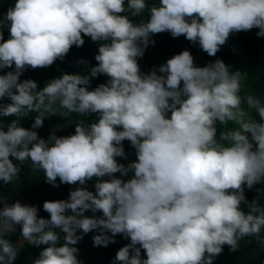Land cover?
Wrapping results in <instances>:
<instances>
[{
  "label": "clouds",
  "instance_id": "clouds-1",
  "mask_svg": "<svg viewBox=\"0 0 264 264\" xmlns=\"http://www.w3.org/2000/svg\"><path fill=\"white\" fill-rule=\"evenodd\" d=\"M145 9L146 20L129 18ZM3 19L0 68L12 70L0 74V97L10 101L0 103V116L15 118L0 127V181L16 179L25 160L53 185L57 177L96 180L94 191L77 186L67 199L44 200L48 218L35 204L4 203L0 264L17 255L5 235L17 224L28 244L45 245L32 264H83L75 245L90 230H98L94 246L117 233L129 239L111 264H212L223 245L234 250L245 236L264 248V204L248 203L243 191L264 181V100L241 96L244 73L220 58L196 66L182 49L147 72L137 63L157 32L183 34L209 56L230 32L256 27L264 37V0H14ZM82 33L99 42L88 73L65 72L39 89L18 79L25 66L46 67L82 45ZM97 74L108 78L89 89ZM89 112L97 119L79 120L72 134L45 139L35 131L49 113ZM26 113L36 114L29 128L19 123ZM125 139L135 149L127 165L116 159L125 158Z\"/></svg>",
  "mask_w": 264,
  "mask_h": 264
},
{
  "label": "trees",
  "instance_id": "trees-1",
  "mask_svg": "<svg viewBox=\"0 0 264 264\" xmlns=\"http://www.w3.org/2000/svg\"><path fill=\"white\" fill-rule=\"evenodd\" d=\"M14 3V0H0V41L9 37L8 21L4 20V13ZM125 14V13H121ZM147 9L140 15L129 16L133 22L147 19ZM258 28L253 27L249 30H240L230 32L225 42L219 47L216 53L209 56L206 51L202 50L197 42L189 41L180 34L176 37L170 35L168 31L154 33L150 36L153 41L144 49L143 55L137 58L139 69L147 72L154 67L164 63L167 58L173 54L180 52L182 49H188L193 57V64L203 66L217 58L229 66L230 71H240L244 73L241 81V96L250 93L259 96L264 100V37L256 35ZM83 43L80 46L72 45L63 58L55 59L52 64L46 67H30L25 66L20 73L18 79H33L36 81L37 89L41 88L48 80L58 77L62 73L79 72L81 74L88 73L89 68L96 64L94 55L98 51V41H93L89 36L83 35ZM12 70V66L0 68V74ZM105 74H97L95 77L89 76L90 83L87 85L89 89L97 84L107 80ZM10 102L7 97H0V103ZM243 106V105H242ZM54 107H58L55 106ZM58 111H64L59 109ZM35 113H26L19 119L20 126L29 128L32 125ZM254 119L259 120L255 110H251ZM15 117L0 116V127L5 128L7 123ZM97 114L89 112L87 114L68 113L61 116L59 113H49L42 118V124L35 129L38 137L47 139L50 133L57 136L69 135L74 133L75 125L79 120H83L85 124L94 122ZM220 124H217V132ZM233 126L230 122L222 125L221 131L226 127ZM125 158L116 157L118 161L127 165L128 162L135 158V149L127 139L122 141ZM13 163H18L14 158ZM119 176V173H114ZM131 173H128L123 179H127ZM101 179H107L102 177ZM96 177L86 180L84 185L78 182L72 184L61 183L59 177L56 178V184L46 182V177L42 170L32 167L31 162L25 160L19 163V170L16 179L11 182L0 181V207L4 203H12L19 200L23 204H35L38 216L48 218L49 214L43 210L42 204L44 200L67 199L70 189L77 186L86 187L88 190L94 191V183ZM244 195L248 203L256 199L258 203L264 204V181L254 184L251 188H243ZM242 210L247 211V206L241 202ZM86 215L100 216L101 212L91 213L86 210ZM98 234V230H90L83 234L75 245L78 248V259L83 264H111L115 256V252L129 239L122 234H115L113 241L107 245H93L92 236ZM6 238L12 242L17 248V255L12 264H32V261L38 255L41 248L45 245L28 244L20 237V228L13 232L6 233ZM62 238L58 243H62ZM138 246V245H137ZM141 257H145L143 249L140 251ZM264 261V248L256 241L253 236H245L238 242L236 249H230L227 244L222 246V251L218 253L212 261V264H261ZM117 264L119 262L117 261Z\"/></svg>",
  "mask_w": 264,
  "mask_h": 264
},
{
  "label": "rangeland",
  "instance_id": "rangeland-1",
  "mask_svg": "<svg viewBox=\"0 0 264 264\" xmlns=\"http://www.w3.org/2000/svg\"><path fill=\"white\" fill-rule=\"evenodd\" d=\"M23 204V203H22ZM18 227H20V225L19 224H17L16 226H15V229H17Z\"/></svg>",
  "mask_w": 264,
  "mask_h": 264
}]
</instances>
